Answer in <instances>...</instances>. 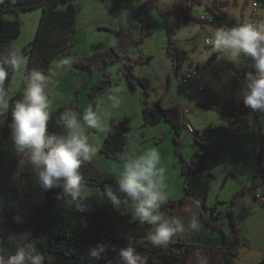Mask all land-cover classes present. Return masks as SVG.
<instances>
[{"label": "rangeland", "instance_id": "rangeland-1", "mask_svg": "<svg viewBox=\"0 0 264 264\" xmlns=\"http://www.w3.org/2000/svg\"><path fill=\"white\" fill-rule=\"evenodd\" d=\"M94 1L96 0H75L74 3L80 6L81 3L92 4ZM177 1L179 0H159L158 7L149 12L146 9H142L145 0L103 1L105 4H113V7L118 9L117 13L125 19L126 23H130L127 27L137 39L143 35V20L147 19L151 24L155 25L154 33L148 37L146 36L144 41L138 45H131L129 51L131 60L135 66L134 73L139 77L149 79L151 86L148 95H145L142 88L131 91L128 82L123 80L119 85H114L106 92L98 94L99 112L103 117L107 131L97 132L96 130H89L88 132L90 143L98 149L93 158L98 170L105 176L117 178L123 171L124 162L117 163L113 159L102 155L100 150L110 129L111 121L120 120L125 116L132 117V130L125 133L127 144L125 146V153H143L149 148H156L160 153L162 165L166 169L165 179L167 190L173 189V192H168L174 195V197H178L184 191L180 159H177L174 154L175 131L168 122L158 123L157 125L145 128L143 121L144 101L147 99L152 104L160 99L165 108H168V104L172 105V102L181 109L188 108L191 113L189 112L186 115L189 120L193 121V126L196 131H201L210 126L229 127L230 120L233 119L231 114L232 106L233 104L237 105L242 100L240 92L245 73L247 71H253L250 58H242V64L238 66L230 62V59L224 53L216 51L212 46H207V39L218 28L207 22H200L199 20L201 17H206L208 21L211 20L208 8L213 5L215 0H202L201 4L192 5L190 15L193 17V20H186L183 16H177L173 13L174 5ZM220 1L225 5L223 10L227 13L228 17L235 19L239 24L249 21L254 22L264 18V0ZM186 4H189L188 0H186ZM40 12H42L41 9H35L30 12L25 11L21 13V35L13 41L12 48H18L22 52L32 42L36 36L38 23H40L41 16H38ZM4 17L15 20L18 18V15L5 13ZM98 34H100V40L98 42L101 48H106L108 43L102 41V38H108L112 34L105 32H98ZM170 34L174 43L189 53L179 75H176L173 61L166 51L168 42H170ZM22 55L25 59L24 69L20 74H14L7 99L15 93L22 91V76L25 75V68H27L28 63L27 56ZM213 55H216V58L208 65L206 59L211 58ZM147 58L150 61H147ZM126 62H128V59L115 61L106 70L99 71L95 75V78L98 77L99 79V76H103L105 71L114 74L117 78V71L124 67ZM190 68L195 71H200V77L193 82L185 83L184 74ZM75 69L78 68L75 67ZM240 73H244V76L239 77ZM157 75L161 76L163 84H161L162 80ZM66 81H60V84L51 92L53 101L52 114L62 106L75 107L76 111L82 113L86 106L92 105L94 100L90 94L92 89L86 92V94L85 92H81L82 82L79 89L74 90V93L71 94L73 92L72 89L68 87L64 88V85L68 83ZM55 83L57 82L55 81ZM83 84L85 85V83ZM153 84L154 87L152 86ZM51 85L54 84L51 83ZM201 87H203L202 90H200ZM64 93L68 95L65 96ZM113 93L117 94L120 98V103L117 107H113L111 101L108 100V96ZM84 98L88 99L87 103L83 101ZM195 99H199V104ZM202 103H212L220 107V110L211 107L205 108L202 106ZM2 115H0V120L3 118ZM112 115L116 118H112ZM232 127L234 126L232 125ZM246 128L248 130L242 136L217 135L209 137L205 141L207 150L209 151V159L204 163L203 172L205 174H215V178L212 179L211 192L209 193L211 198L217 200V194L221 193V186H225L222 192L223 194H221L222 199H220V203L218 204L222 211L221 218L224 225L229 220L231 200L234 194H236L233 190L237 180L233 174H237L243 183L245 181L251 183L256 170V150L259 147L258 134L255 129ZM194 144L193 135H190L184 128L180 136V148L188 162H191L193 159ZM211 144L219 154L214 152L210 146ZM2 145L0 144V206H2V211L5 210L8 216L9 223L7 226H12L17 216L20 217V222L26 224L33 210L43 203L44 189L36 183L30 166H25L21 169L19 165L20 157L15 152L11 135L7 144L5 142ZM229 172H232V174ZM7 186L10 189H18L19 193L15 195L14 193L8 192L9 194L7 195L4 191ZM262 188L263 186H260L251 195L256 198L262 191ZM177 191L179 192L175 194ZM229 192L233 194H228V197L225 199L226 201L223 202L225 193ZM177 194L179 195L177 196ZM81 196L95 197L104 203L106 207L115 211L106 200L102 189L97 186H84ZM256 200L258 199L256 198ZM236 201L234 206H231L233 217H235L234 212L236 213ZM241 202V208L236 213V219L244 227V230L240 228L249 240L247 244L249 247L241 246L236 264H250L251 259L248 258V254L253 253V256L261 255L264 257V204L259 201V205L253 211L254 213L248 214L247 211H252V204L249 198H246L245 202ZM209 204V207H214L211 206V202ZM163 210L161 209L162 212ZM105 244L109 246L105 251L107 255L111 259L117 260L119 257V248L125 246L126 242L118 243L117 246L111 245L107 241ZM136 247L140 253L141 249L137 245ZM159 261L162 264H185L183 259H173L171 257H165ZM147 264L149 263L147 262Z\"/></svg>", "mask_w": 264, "mask_h": 264}, {"label": "trees", "instance_id": "trees-1", "mask_svg": "<svg viewBox=\"0 0 264 264\" xmlns=\"http://www.w3.org/2000/svg\"><path fill=\"white\" fill-rule=\"evenodd\" d=\"M159 0H145L142 9L147 12L158 7ZM75 0H0V50L12 47L13 41L21 35L22 22L19 18L12 20L4 17L5 13L21 14L30 12L35 9H41L40 23H38L35 38L21 53L28 58L25 75L32 70L43 72L49 75L52 68V62L58 55H68L72 51L71 39L76 31L78 24L77 8ZM202 0H179L174 5V12L177 16H183L186 20H193L190 15L192 5L201 4ZM224 4L220 0H215L213 5L208 8L211 20L202 18L200 22H207L217 28H230L239 25L235 19L228 17L223 10ZM163 12V10H161ZM143 35L141 38H135L129 28H120L118 31L113 29H102L117 36L118 41L110 49L98 51L89 57L80 58L75 67L86 71V82L88 83L99 72L106 70L109 65L120 59H128L124 67L117 71V78L114 74L107 71L93 86L90 94L94 99L92 106L95 108L99 105L98 94L106 92L114 85L126 80L131 91L142 88L145 95L151 86V82L146 77H139L134 73V63L129 58L131 45H138L144 41V38L154 33V24L149 20H143ZM167 53L173 61L176 75L182 71L183 65L189 56V53L179 48L173 41L170 34V42L166 47ZM216 58L213 55L208 59L210 65ZM147 61H150L148 58ZM14 74L4 82V88L9 95L11 82ZM19 91L9 97V111L2 116L5 117V126L2 128L3 142L8 141L11 135V106L15 100L21 96ZM162 101L158 99L150 104L146 99L143 106L144 127L168 122L174 129V152L180 159L181 173L183 175V195L176 200H169L162 209H169L183 204L186 199L193 198L202 205V217L205 224L221 235V245L207 246L201 244H188L186 240L174 239L166 248L153 247L147 239L151 226H140L131 223L128 216H121L118 212L105 206L104 203L95 197H80L84 204V209L79 210L71 203L57 199L59 189L44 190V201L38 208H35L29 218L28 223L23 224L17 220L13 221L12 226L9 223L6 211L0 212V246L7 249L5 258L10 252L14 251L15 240L14 234L25 232L31 233L32 243L40 253L48 258V264H109L111 259L105 252L99 259L88 255L90 247L107 241L109 244L117 246L118 243H124L131 238L141 249L140 253L147 258L149 264H162L159 260L165 257L173 259H183L185 264H198L197 254L207 259V264H236L240 254V248L249 243L244 232L238 227L233 217L232 207L235 200L243 194H253L260 186L264 187V113L252 112L245 107L243 102L238 109L232 110L233 119L227 126H210L203 130H197L194 133V153L191 162L185 158L180 146V136L185 128L182 122L181 110L173 104L172 106L163 107ZM205 108L220 107L212 103H202ZM65 106L59 107L51 116L49 121V132L61 131L58 125L59 115ZM75 109V107H72ZM132 117L125 116L120 120H112L108 130L105 142L101 147V154L116 162H124L126 137L125 133L131 131ZM232 125L236 126L234 129ZM246 127H254L257 130L259 147L256 150L257 165L254 177L249 188H243L234 194L229 209V218L232 231L235 238L225 232L224 225L219 224V216L215 213V207H209V193L212 188V179L214 173L205 174L203 172L204 163L209 159V151L205 141L212 136H234L238 137ZM1 164V160H0ZM81 173L83 175L84 186H97L101 188L106 198V192L112 190L118 192L117 178L105 176L101 173L94 163V159L82 165ZM5 193H19L18 189L5 187ZM9 192V193H8ZM123 195V194H121ZM255 198V197H254ZM107 199V198H106ZM256 199V198H255ZM210 212L208 215L206 212ZM260 264H264V258Z\"/></svg>", "mask_w": 264, "mask_h": 264}, {"label": "clouds", "instance_id": "clouds-1", "mask_svg": "<svg viewBox=\"0 0 264 264\" xmlns=\"http://www.w3.org/2000/svg\"><path fill=\"white\" fill-rule=\"evenodd\" d=\"M216 51L224 53L230 62L240 66L242 58H250L253 71H247L242 81L240 95L245 107L252 112L264 113V18L230 28L214 30L206 41ZM71 58L53 62V70L63 72L72 65ZM25 59L18 48L0 50V115L9 111L4 82L11 74H20ZM23 88L19 99L11 106V137L21 169L30 166L36 183L44 190L59 189L57 199L84 209L80 200L83 190L82 165L90 162L98 149L90 143L88 132L107 131L99 107L89 105L81 113L65 106L59 115V132H49L53 112L50 79L41 71L32 70L22 76ZM113 107L120 98L108 96ZM124 168L117 177L118 192L108 190L106 200L121 216H128L131 223L151 226L147 239L153 247L166 248L178 232L196 231L200 227L199 214L191 206L185 207L187 217L170 216L161 211L169 203L170 193L166 184V169L156 148L143 153L128 152L123 156ZM123 194V195H121ZM0 206V212H2ZM19 222L20 217H15ZM14 251L0 246V264H48L50 258L42 255L32 243L31 233L14 234ZM109 246L99 243L90 247L88 255L99 259ZM198 264L207 259L197 254ZM109 264H147V258L138 251L129 238L119 248V257Z\"/></svg>", "mask_w": 264, "mask_h": 264}, {"label": "crops", "instance_id": "crops-1", "mask_svg": "<svg viewBox=\"0 0 264 264\" xmlns=\"http://www.w3.org/2000/svg\"><path fill=\"white\" fill-rule=\"evenodd\" d=\"M103 1H107V0H103ZM103 1L102 0L101 1L100 0H96L92 4H90V3L86 4L84 2V3H81L80 6L75 5L76 8H77L76 10H77L78 24H77L76 31L74 32L73 37L71 39L72 51L68 55H58L53 60V62H54V61H57V60H59L61 58H66L67 57V58H71L73 63H72V65L70 67L66 68V70H64L63 72L57 73L56 71L53 70V62H52V69L50 71V75L47 76L51 80V83L54 84V85H50V94L54 90V88L56 86H58V84H60V81L63 82L65 80H67L66 82H68V83L66 85H64L65 86L64 88L68 87L69 89H72L73 92L71 94L74 93V90L79 89L80 84L82 82L85 83V85L82 83L83 86H81L82 88L80 90H81V92H85V94H86V92L90 91L93 88V86L98 82V80L102 77V76H99V79H98V77L95 78V76H94L93 79H91L87 83L86 82V80H87L86 79V76H87L86 72L83 71V70H80V69H75V63L80 58L88 57L89 55H92L95 52H98V51L102 52V51H105V50L109 49L110 47L114 46L116 41H118L116 35L108 32V31H104L102 29H113V30H117L118 31L122 27L128 28L127 26L130 24V23H126L125 19L120 17V14L117 13L118 9L117 8L115 9L113 7V4H105V3H103ZM82 4H86V5H82ZM38 16L39 17L41 16V12H40V14H38ZM18 18L19 19L21 18V14L18 16ZM98 32H102V33L105 32V33L112 34L108 38H102V41H105V42L108 43V46L106 48H101V45L98 42V40H100V34H98ZM130 56H129V58L131 59ZM206 60L208 61V59H206ZM158 77H159V79L162 80L161 76H158ZM55 81L57 83H55ZM161 84H163V80L161 81ZM152 86L154 87V84ZM57 88H61V87H57ZM67 92H69V91L67 90ZM64 94H62V95H64ZM67 95L68 94H65V96H67ZM87 100H88L87 98L86 99L84 98L83 101L85 103H87ZM206 100L208 101L207 97H206ZM196 101L198 102L199 99L196 100ZM242 102H243V99L237 105L233 104L232 110L233 109H238L240 104H242ZM198 104H199V102H198ZM172 105H173V102H172ZM172 105L168 104L167 107H170ZM88 106H86V108ZM179 109L182 112V117L181 118H182L183 124H184L185 121H189V123L193 126V121L189 120L187 115L184 114L185 110H188L187 113H189L190 110L188 108H183V109L179 108ZM112 118L115 119L116 117L114 115H112ZM5 123H6L5 117H3L0 120V125L2 126V127L0 126V144L1 145H2V142H3L2 128L5 126ZM234 127H236V126H234ZM251 128L255 129L254 127H251ZM247 130H248L247 128H244L243 131H242V134H240V136L245 134ZM249 130H251V129H249ZM255 131L257 132L256 129H255ZM7 142H6V144H7ZM2 146H4V145H2ZM2 146H1V148H2ZM210 146L212 147V149L214 150V152L216 154H219L214 149L212 144ZM0 152H1V149H0ZM175 156H176V154H175ZM176 158L178 159L177 156H176ZM117 163H122V162H117ZM229 173L232 174V172H229ZM233 176H235L236 180H237V182L234 184L233 192L236 193V192H238L239 190H241L243 188H249L251 186V183L250 182L248 183V181H245V183H243V181H241L240 177L237 174H235V175L233 174ZM182 177H183V175H182ZM251 182H252V180H251ZM224 189H225V186H221V190H220L221 193L217 194L218 195V199L217 200H215L214 198H211L210 194H209V200H208V205H210L209 202H211V204H212L211 206L215 207V213L219 216V221H217V222L219 224H223V225H224V223H223L222 218H221L222 211L220 210L221 208L218 206V204L220 203V199H222L221 198V194H223L222 192L224 191ZM168 191L173 192V189L172 190H168ZM178 192L179 191L175 192V194L178 193ZM183 192L180 193V195L177 194V196L179 195L181 197L183 195ZM230 193H232V192L225 193V197L223 199L224 200L223 202L226 201L225 199H226V197H228V194H230ZM179 196L178 197H174V195L170 194V199L175 200V199L180 198ZM246 198H249V200H250V202L252 204V209H251L252 211L249 210V211H247V213L248 214L254 213L253 211L256 210L257 205H259V201L256 200L253 197V195L247 194V193L238 197V199L236 201V209H235L236 213L241 208V206H240V204L242 203L241 201L245 202ZM186 206H191L193 208V210L196 211L199 214L200 227L194 232L193 231H189L187 229L182 230V231L177 233V235L175 236V239L186 240V241H188L189 244H196V243L201 242V244H203V245L219 247L221 245V239H222L221 235L216 233L213 229H211L210 227H208L205 224V221H204V219L202 217V211H203L202 208L203 207H202V205H201V203L199 201H197V200H195L193 198H188V199L185 200V202L183 204H180V205H178L177 207H174V208L164 209L163 212L168 214V215H170V216H177V217H181V218H185L186 219V217H187V213L185 212V207ZM206 213L208 215H210L209 211L206 212ZM236 213L234 212L235 222L237 223V225L239 227L243 228V230H244V227L241 226L240 223L236 219ZM228 219L229 220L227 221V224L224 225V230L231 237V239H234L236 236H235V234L232 231V227H231V222H230L229 216H228ZM246 235H247V233H246ZM248 237H249V235H248ZM243 246L246 247V248L249 247V246H246V245H243ZM243 249H245V248H243ZM252 254L253 253L248 254V258L251 259V263L250 264H260L264 257L261 256V255L253 256Z\"/></svg>", "mask_w": 264, "mask_h": 264}, {"label": "built area", "instance_id": "built-area-1", "mask_svg": "<svg viewBox=\"0 0 264 264\" xmlns=\"http://www.w3.org/2000/svg\"><path fill=\"white\" fill-rule=\"evenodd\" d=\"M206 44H207V46H211L208 43H206ZM199 73H200V71H195L192 68H190L189 71L184 74L185 83H188L190 81L193 82V81L197 80L200 77ZM242 76H244V73H240L239 74V77H242ZM202 88L203 87H201L200 90H202ZM187 112H188V110H185L184 114H187ZM184 126H185V129L189 132L190 135H194V133H196L195 128L189 123V121H185L184 122ZM256 198L260 202H262V204H264V187L262 188V191L260 192V194L256 196Z\"/></svg>", "mask_w": 264, "mask_h": 264}, {"label": "bare ground", "instance_id": "bare-ground-1", "mask_svg": "<svg viewBox=\"0 0 264 264\" xmlns=\"http://www.w3.org/2000/svg\"><path fill=\"white\" fill-rule=\"evenodd\" d=\"M190 1V0H189Z\"/></svg>", "mask_w": 264, "mask_h": 264}]
</instances>
